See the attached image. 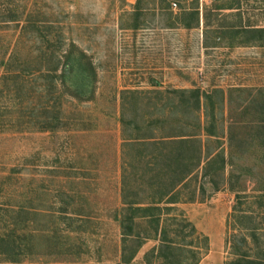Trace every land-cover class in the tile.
<instances>
[{
	"label": "rangeland",
	"instance_id": "374dc122",
	"mask_svg": "<svg viewBox=\"0 0 264 264\" xmlns=\"http://www.w3.org/2000/svg\"><path fill=\"white\" fill-rule=\"evenodd\" d=\"M195 10L194 27L184 28ZM243 25L264 26V0H0V238L18 244L23 264L121 261L122 92L264 88V43L228 31ZM72 47L73 57L84 52L95 73L91 80L76 70L64 76L82 99L60 83ZM46 107L60 112L55 130L40 128ZM216 116L220 124V111ZM261 169H254L236 211L228 186L216 191L204 183L193 201L183 190L162 216H173L169 227L182 234L195 228L184 239L171 234L192 247H181L179 264H228L242 252L262 256L264 207L255 191ZM244 226H261L252 229L257 239ZM157 245L146 240L130 264H169L157 255L146 259ZM1 250L0 264H14L15 253Z\"/></svg>",
	"mask_w": 264,
	"mask_h": 264
},
{
	"label": "trees",
	"instance_id": "16d2710c",
	"mask_svg": "<svg viewBox=\"0 0 264 264\" xmlns=\"http://www.w3.org/2000/svg\"><path fill=\"white\" fill-rule=\"evenodd\" d=\"M219 8L234 7L224 5ZM190 14L192 16L182 22L187 29L194 27L192 21L198 17L196 10ZM29 22L36 27L34 22ZM232 30L244 36L253 35L250 42L258 40L264 43V28L232 27L228 31ZM73 49L65 54L66 67L61 73L60 83L64 92L82 99L79 93L68 87L64 76L76 70L88 73L87 78L91 80L90 75L94 77L95 73L84 52L79 51L78 57H73L76 52ZM149 93L127 89L121 94L122 206L117 220L122 234V254L118 264H130L138 249L149 239L157 240L158 245L146 254V259L157 255L166 263L179 264L183 261L181 247L189 250L192 247L190 243L181 244L171 234L184 239L194 234L195 228L192 226L182 234L179 229L169 227L176 224L172 221L173 216L171 219L162 216L175 209V204L183 198V190L188 189L186 200L193 201L198 193H204V183L216 191L228 186L236 192L233 207L236 211L240 209L242 199L247 197L246 183L251 175H255L254 169L264 167V88L232 86L226 91L222 88L210 91L181 88L154 90L152 96ZM43 110L46 116L41 129L55 130L62 125L58 108L46 107ZM217 111L222 114L220 124ZM254 153L256 157L252 156ZM252 157L255 158L253 164ZM227 167L229 171L226 174ZM256 175L258 187L255 191L259 194V207H264V169ZM200 177L204 179L202 184L199 188H192ZM246 215L240 218L248 217ZM185 225H190V222ZM244 228L252 230L261 226ZM249 235L257 239L255 231H250ZM241 241L246 244L247 238L243 236ZM0 250L14 252L15 256L9 261L23 264L16 256L20 254L18 244L1 237ZM149 261L147 259L146 263ZM228 264H264V251L262 256L255 258L249 257L247 252L238 253L237 258Z\"/></svg>",
	"mask_w": 264,
	"mask_h": 264
},
{
	"label": "crops",
	"instance_id": "0c3cea01",
	"mask_svg": "<svg viewBox=\"0 0 264 264\" xmlns=\"http://www.w3.org/2000/svg\"><path fill=\"white\" fill-rule=\"evenodd\" d=\"M236 9H239V7H235ZM233 9V8H232ZM241 28V26H237V27H235V28ZM244 27H248V28H264V26H252V25H243L242 26V28H244ZM252 45V44H251Z\"/></svg>",
	"mask_w": 264,
	"mask_h": 264
},
{
	"label": "built area",
	"instance_id": "2783aa9c",
	"mask_svg": "<svg viewBox=\"0 0 264 264\" xmlns=\"http://www.w3.org/2000/svg\"><path fill=\"white\" fill-rule=\"evenodd\" d=\"M172 6H173V7H176V3H172Z\"/></svg>",
	"mask_w": 264,
	"mask_h": 264
}]
</instances>
